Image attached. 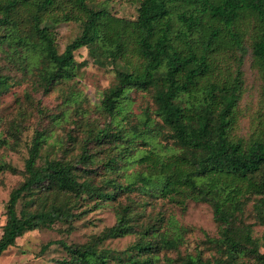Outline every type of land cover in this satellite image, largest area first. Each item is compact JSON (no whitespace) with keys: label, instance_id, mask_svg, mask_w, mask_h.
<instances>
[{"label":"trees","instance_id":"obj_1","mask_svg":"<svg viewBox=\"0 0 264 264\" xmlns=\"http://www.w3.org/2000/svg\"><path fill=\"white\" fill-rule=\"evenodd\" d=\"M138 1V14L130 19L113 15L107 7H95L93 0H0V49L12 68L23 75L37 71L38 81L46 90L77 74L75 51L82 46L89 47L99 62L108 59L118 65L123 60L117 68L118 82L105 92L104 105L114 112L128 102L131 89L152 91L156 116L168 128L167 135L185 148L183 163L187 169L180 163L177 177L185 183L191 197L212 205L214 218L219 223L220 237H210V241L221 257L210 264H234L241 255H249L264 264V232L260 243L253 236L252 223L236 222L245 203L241 196L249 192L264 193V124L261 133L248 138L234 132L237 106L244 90L243 71L240 67L235 72L223 69L219 60L226 49L245 50V23L253 19L257 33L252 38V54L263 76L264 98V0ZM26 20H29L28 27H24ZM69 20L79 21L82 30L60 51L56 26ZM132 55L145 62L134 66ZM35 56L39 59L35 60ZM18 81H22V75L0 69V95ZM145 116V130L136 131L134 137L143 138L154 130L149 109ZM20 124H14L16 137ZM92 130L91 136L97 140L112 136L115 140L127 139L123 128L113 130L111 124ZM44 138L42 131L35 134L26 160L27 177L10 193L7 220L0 237V255L26 231L49 225L56 219L73 217L55 203L49 208L36 206L19 212L18 202L34 186L47 184L56 193H87L102 201L116 200L120 191L132 190L137 183L133 180L124 184L110 179L108 183L113 186L108 188L89 180L80 181L74 163L61 158L47 159L38 165ZM91 156L84 149L80 159L89 161ZM109 159L112 162L114 158ZM167 166L161 162L162 170H168ZM171 175L161 174L160 181L145 174L138 179L143 187L159 185L160 192L166 194L172 183ZM28 202L36 205L37 200L31 198ZM139 204L136 198L120 204L116 222L92 242L64 243L72 256L62 264H157L159 250L175 245L181 237V232L173 237L166 229L160 232L164 217L149 222L141 232L135 242L137 254L118 257L110 263L112 258L98 248L107 238L136 231ZM257 208V217L264 223V201L258 202ZM201 263L200 254H190L182 262Z\"/></svg>","mask_w":264,"mask_h":264},{"label":"rangeland","instance_id":"obj_2","mask_svg":"<svg viewBox=\"0 0 264 264\" xmlns=\"http://www.w3.org/2000/svg\"><path fill=\"white\" fill-rule=\"evenodd\" d=\"M93 5L97 8L107 7L115 16L132 19L138 14L139 1L93 0ZM25 26H29V20H26ZM245 26V50L226 49L219 55V60L223 69L235 72L240 67L243 71L244 90L237 106L234 132L248 138L261 133L264 98L263 76L252 54L256 24L251 19L247 20ZM56 30L59 50L63 51L66 44L81 32L82 25L76 20L63 21L56 26ZM75 57L78 62L77 74L56 82L46 90L39 83L36 70L35 73L23 75L20 70L12 68L0 49V69L22 75V81L15 82L0 95V237L7 220L6 206L10 193L27 177L26 160L38 131L45 134L38 165L47 159L61 158L74 163L80 181L89 180L108 188L113 186L108 183L110 179L124 184L133 180L137 183L132 190L120 191L116 200L102 201H97L96 195L94 197L87 193H56L47 184L34 186L18 202L19 212L36 206L49 208L55 203L73 217L56 219L49 225L26 231L0 256V264H62L63 260H69L72 256L64 243L86 245L92 242L116 222L117 208L120 204L128 203L130 198L140 201L136 231L107 238L98 246L99 250L112 258L110 263L118 260V257L127 258L130 254H137L136 240L149 222H156L160 217H164L160 232L166 229L170 237L181 232V237L175 245L164 246L159 250L157 264H182L190 254H200L201 264L215 262L221 254L210 237H220L219 223L214 218L212 205L191 197L185 183L177 177L178 166L184 162L183 156L186 155L185 148L167 135L168 128L162 126L161 119L155 114L152 91L133 88L123 108L109 111L103 102L104 95L109 87L118 82L117 68L123 60L118 65L108 59L99 62L87 46L77 49ZM34 58L39 59L38 56ZM131 61L134 66L145 62L137 55H132ZM147 109L154 130L143 138L140 135L134 137L136 131L145 130ZM20 122L16 137L13 135L14 124ZM108 124L113 130L123 128L127 139L115 140L112 136L97 140L91 136V129ZM84 149L92 155L89 161L80 159ZM123 149L125 155H122ZM110 157L114 158L112 162ZM161 162L167 163L168 170H162ZM181 167L187 169V164L183 163ZM166 172L172 174V183L166 194L160 192L159 185L143 187V182L138 179L141 174H145L160 181L163 180L161 174ZM241 197L245 203L238 212L236 222L252 223L253 236L258 237L261 243L264 223L257 217V204L264 201V193L249 192ZM31 198L37 200L36 205L28 202ZM237 258L238 262L234 264H260L249 255ZM169 259L172 261L169 262Z\"/></svg>","mask_w":264,"mask_h":264},{"label":"crops","instance_id":"obj_3","mask_svg":"<svg viewBox=\"0 0 264 264\" xmlns=\"http://www.w3.org/2000/svg\"><path fill=\"white\" fill-rule=\"evenodd\" d=\"M7 250H8V249H7ZM7 250H5L2 254H4ZM2 254H1V255H2ZM1 255H0V256H1Z\"/></svg>","mask_w":264,"mask_h":264}]
</instances>
